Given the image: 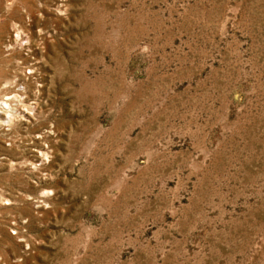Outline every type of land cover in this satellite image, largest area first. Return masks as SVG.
I'll use <instances>...</instances> for the list:
<instances>
[{
    "label": "rangeland",
    "instance_id": "rangeland-1",
    "mask_svg": "<svg viewBox=\"0 0 264 264\" xmlns=\"http://www.w3.org/2000/svg\"><path fill=\"white\" fill-rule=\"evenodd\" d=\"M0 264H264V0H0Z\"/></svg>",
    "mask_w": 264,
    "mask_h": 264
},
{
    "label": "bare ground",
    "instance_id": "bare-ground-1",
    "mask_svg": "<svg viewBox=\"0 0 264 264\" xmlns=\"http://www.w3.org/2000/svg\"><path fill=\"white\" fill-rule=\"evenodd\" d=\"M6 99V98H5ZM7 101V100H6ZM8 103V102H7ZM10 105V104H9Z\"/></svg>",
    "mask_w": 264,
    "mask_h": 264
}]
</instances>
